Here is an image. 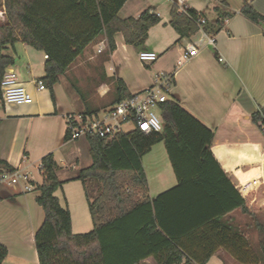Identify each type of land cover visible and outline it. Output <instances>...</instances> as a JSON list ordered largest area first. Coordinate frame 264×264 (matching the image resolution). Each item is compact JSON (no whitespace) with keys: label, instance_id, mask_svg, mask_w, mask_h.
<instances>
[{"label":"crops","instance_id":"crops-1","mask_svg":"<svg viewBox=\"0 0 264 264\" xmlns=\"http://www.w3.org/2000/svg\"><path fill=\"white\" fill-rule=\"evenodd\" d=\"M244 3L264 15V0H185L187 9L206 19L207 30L215 36L216 50L207 48L177 65L184 45L193 34L179 37L170 25L173 0H126L118 11L119 18L136 17L145 8H150L160 18L149 28L144 46L138 50L126 44L122 33L117 32L115 48L107 52L105 37L97 38L59 75L53 85V95L47 87L34 90L31 83L44 75L43 51L23 42L4 49L14 56V63L8 67L33 92V102L15 105L0 99V159L27 172L34 187L23 191L20 186L0 184V243L7 248V256L1 264H38L34 234L43 222L44 213L35 200V191L42 182L41 158L49 152L53 154L56 175L62 181L55 195L69 209L71 230L73 217L91 221L85 187L76 178L79 170L92 162L89 143L86 137H69L63 116L67 112L91 113L111 107L118 78L130 93H135L148 87L155 74L173 73L169 96L213 130V156L248 205L256 210L257 217H264V132L251 120V113L264 104V34L261 24L240 13ZM218 24L221 26L217 28ZM140 50L154 51L158 58L152 63H143L138 58ZM218 56L223 62L218 61ZM61 80L70 92L68 98L58 93ZM160 143L163 146L159 154L161 160L148 169L144 158ZM85 148L88 153L83 152ZM142 164L151 199L177 184L162 141L142 156ZM170 208L173 204L167 206V211ZM180 209L188 214V209ZM227 216L223 218H229ZM230 216V226L232 222L236 227L238 222L248 221L238 210L232 211ZM189 220L183 214L166 217L171 227H187ZM251 231L246 230V234ZM222 234L227 239L232 236L226 228ZM186 243L190 251H202L189 239ZM231 253L220 246L204 264L214 259L215 264H257L248 247L242 249L245 262ZM139 264L157 263L148 256Z\"/></svg>","mask_w":264,"mask_h":264},{"label":"trees","instance_id":"trees-1","mask_svg":"<svg viewBox=\"0 0 264 264\" xmlns=\"http://www.w3.org/2000/svg\"><path fill=\"white\" fill-rule=\"evenodd\" d=\"M125 1L0 0V82L5 68L14 63V56L4 49L16 42L47 55L44 75L39 78L51 95L59 75L97 38L105 37L107 52H112L114 35L121 32L126 44L141 49L149 28L160 18L150 8L136 17L119 18ZM187 11L189 14L180 12L174 3L171 6L169 23L179 37L197 30L196 12ZM240 13L261 24L264 34V15L249 3L243 4ZM205 29L213 34L206 25ZM131 94L123 81L116 79L113 103ZM159 110L160 132L145 135L133 129L112 138L87 137L92 162L76 177L85 187L92 222L87 232H72L69 209L55 195L62 181L56 175L53 154L41 158L42 182L35 197L44 213L34 234L38 264H139L148 256L157 264H204L220 246L241 262H245L242 249L248 247L255 263L264 264V235L255 240L251 233L246 234V230L256 229L263 234V224L213 156V130L171 96L159 104ZM251 120L264 132V104L251 113ZM160 141L177 184L151 199L142 156ZM2 170L14 168L0 159ZM169 204L173 208L167 211ZM181 207L188 209V214ZM234 210L246 215L247 223L238 222L234 227L232 222L230 226L228 219ZM182 214L190 219L187 227L168 225L166 217ZM225 228L231 231L230 239L222 234ZM186 239L202 251H190ZM6 256L7 248L0 243V264Z\"/></svg>","mask_w":264,"mask_h":264},{"label":"built area","instance_id":"built-area-1","mask_svg":"<svg viewBox=\"0 0 264 264\" xmlns=\"http://www.w3.org/2000/svg\"><path fill=\"white\" fill-rule=\"evenodd\" d=\"M184 1L173 0V3L177 5L180 12L189 14ZM195 22L197 30L193 33V38L184 45V52L181 60L177 61V65L207 48L216 50L215 36L209 34L205 29L206 19L196 13ZM44 57L47 58V55L45 54ZM138 58L143 63H152L158 58V55L151 50H140ZM217 59L223 62L221 56H218ZM31 83L34 90L46 88L40 78L33 79ZM172 85L173 73L160 72L154 75L153 81L148 87L119 100L111 107L91 113L67 112L63 116L66 131L71 139L87 138L88 136L112 138L119 132H128L124 130L126 124H132L133 129H138L145 135L160 132L163 122L159 104L169 98ZM0 90L1 100L4 103L26 105L33 102V92L19 80L17 73L12 68H5L0 82ZM13 168V171H0V184L11 187L20 186L23 191L32 190L34 185L31 176L17 167Z\"/></svg>","mask_w":264,"mask_h":264},{"label":"rangeland","instance_id":"rangeland-1","mask_svg":"<svg viewBox=\"0 0 264 264\" xmlns=\"http://www.w3.org/2000/svg\"><path fill=\"white\" fill-rule=\"evenodd\" d=\"M0 11H2V8H0ZM3 13V11H2ZM2 13L0 15H2ZM194 36V34L192 35ZM66 85L64 84L63 80H61V84L59 85V95H65L68 98V94H70V92H67L66 90ZM133 129V125L132 124H126L124 125V130H132ZM162 143L156 145L152 152L147 154L146 157L144 158V163H145V167H147L148 169H150L151 167H154V165H156V162H159L161 159L160 155L161 152H163V148H162ZM83 152L88 153V149L85 148L83 150ZM83 158H85V154L83 153ZM36 194H38V189H36L35 191ZM259 221L263 224L264 227V217H258ZM91 229V221L90 220H77L76 217H73V226H72V231L73 232H87ZM251 235L253 236V238L256 240L259 237H262L264 235L261 234L260 231H258L257 229L254 231L250 232ZM215 259L213 261H211L209 264H215ZM213 262V263H212ZM218 263V262H217Z\"/></svg>","mask_w":264,"mask_h":264}]
</instances>
